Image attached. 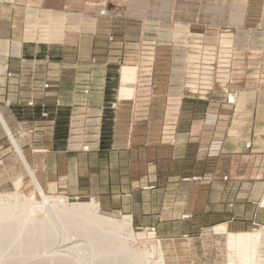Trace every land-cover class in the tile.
Masks as SVG:
<instances>
[{"label": "crops", "instance_id": "obj_1", "mask_svg": "<svg viewBox=\"0 0 264 264\" xmlns=\"http://www.w3.org/2000/svg\"><path fill=\"white\" fill-rule=\"evenodd\" d=\"M107 1H99L97 5L102 6L88 3L81 7L79 0H64L37 9L30 0H0V158H15L12 140L16 142L38 194L43 193L41 188L46 192L64 187L77 190L81 182L89 189L127 190L128 167L140 166L141 159H146L144 151H148V171L164 174L178 164L190 172L198 167L193 172L208 177L206 166L211 158L212 181L206 183L207 187L213 182L219 185L221 195L215 203L222 211L206 224L219 222L234 232V226L244 220L240 217L239 176L236 167L226 170L223 162L235 160L243 147H251L250 154L245 153L261 160L264 170V138L263 147L256 142L264 129H255L264 126V113L255 116L249 111L247 116H238L240 109L257 106L253 100L243 103L245 91L230 102L229 89L221 82L206 87L187 85L189 58L185 52L180 86L171 83L162 92L169 108L178 102L182 115L173 113L162 119L159 123L164 126L159 130L153 123H139L138 110L152 108L150 94L160 91L145 80L157 73L160 56L145 51L152 39L144 36V14L131 15V5L125 1L111 12L103 4ZM101 8L105 15L99 14ZM173 45L178 47L174 55L170 52L177 56H172L176 62L182 55L176 50L187 47L188 40L185 37ZM145 61L150 62L144 65ZM112 119L120 126L118 133L109 127ZM81 145H87L84 153ZM97 150L121 158H116V164L123 166V177L116 185L108 178L104 184H95L94 168L81 172L80 155L86 157V151ZM101 164L113 165L112 160ZM135 181L137 186L138 174ZM149 186L159 188L147 182L142 187L147 190Z\"/></svg>", "mask_w": 264, "mask_h": 264}, {"label": "rangeland", "instance_id": "obj_2", "mask_svg": "<svg viewBox=\"0 0 264 264\" xmlns=\"http://www.w3.org/2000/svg\"><path fill=\"white\" fill-rule=\"evenodd\" d=\"M60 1L64 3V0H30V3L38 9L45 5H59ZM99 1L101 2V0H79V3L81 7L88 3L96 7L102 6V4L97 5ZM124 1L131 5L129 6L132 9L131 15L144 14L145 16L146 34L144 36L152 39V43L145 46V51L160 56L158 68L155 70L157 75L145 78L151 84H156L160 91L150 94L154 100L152 108L138 110L141 112V116L138 117L139 123L143 122L144 126L148 122L153 123V125L155 124L154 128L159 130L164 126L159 123L162 122V119L174 115L173 113L175 116L182 115L178 102L169 108L166 100L162 99L164 96L162 92L171 83L177 85L179 82L180 86L181 78L178 77L181 76L179 74L183 70V66L180 64H182L181 61H184L185 52L189 58V65L187 64L185 73L187 85L202 84L206 87L210 82L215 85L222 83L225 88L229 89L227 100L230 102L237 101L239 92L245 91L246 93L243 92L244 96L241 99L243 103L248 104L249 100H253L257 107L253 110H249L248 107L242 108L238 111V116L244 114L247 116L249 111L255 116L263 115L264 0H108L103 4L113 12L112 10ZM135 3L140 6L142 4V8L135 6ZM173 15H178L177 19ZM184 24L187 26L182 27ZM185 37L188 40V46H181L182 50H176V52L182 51V55L180 60L174 62L175 59L172 58L174 48L178 47L172 46V44L174 41H182ZM149 62L145 61L144 65ZM221 74L223 77L220 76ZM221 79L225 82H222ZM214 80L215 82H213ZM204 95L212 96L207 92ZM115 121L112 119V124L109 127L114 128L113 132L118 133L117 129L120 126ZM263 127V125L255 126V129L263 130ZM263 138L264 131L263 133L261 131L257 138L258 141H256L261 147H263ZM15 143L12 140L16 157H8L13 162L7 168L1 169L0 172V196L17 193L23 197H29L32 194L44 206L51 204L48 198L56 201L64 200L68 205L90 203L93 200L98 203V212L101 216L121 219L122 216L129 215L134 240L127 239V241H131L128 242L130 247L127 245L119 247V240L117 243L109 242L107 245L105 243L97 244L94 240L79 242L80 232L77 230L71 231L75 233L74 237H67L68 228H63V225L67 224L66 219L63 220V217L59 216L54 219V226H52L53 220H50L49 217L45 219L43 217L45 211L42 210L36 214L39 218H43L41 234L50 228L54 231L45 243L46 245L40 244L36 240H27L29 231L25 229V224L20 223L23 225L21 229L13 227L17 226L16 224L11 225L8 228L9 232H5L6 235L0 245V264L4 259L12 260L11 264H15V262L22 264V261L18 260L19 256L23 257V255H27L26 258L25 256L22 258L25 260H23V264H64L63 257L74 258L75 264H78L77 259L82 264H94L90 263L89 259L95 255H116L115 264H158L159 262L162 264H228L231 260H237L234 252L227 246V237L230 233L238 232H246L251 235L260 233V248H258L260 257L258 260L264 264V170L261 160L259 161L257 157L255 160L254 156L249 157L245 153L247 150V153L250 154L251 147H243L245 149H241L242 152L235 160L223 162V167L226 170L231 169L232 166L236 167L238 170L236 176H239L240 217L244 220H241L239 226H234L237 231L233 232L228 231L231 228L229 227L227 230L225 224H217L219 222L206 224L208 221L214 220L217 213L222 211L221 206L215 203L221 195L220 189H218L219 185L213 182L207 187L206 183L212 181L209 172L211 158L206 166L208 174L205 175L208 177L194 173L193 171L198 170V167L190 172L188 169L180 168L177 163L174 170L169 174H164L148 171L149 169L145 165L148 160V151H144L146 159H141L139 163L141 167H128L130 187L127 190L115 187L89 189L87 184L81 182L77 190L64 187V190L46 192L41 188L33 170L29 167L43 192L38 194L25 169L23 160L26 161V159L22 150ZM86 146L81 145L80 152L87 150ZM18 151L22 154L23 160ZM105 151H86V157L80 155L79 168L81 172L87 168H94L95 184H104L105 179L108 178L116 185L121 176L123 177L121 174L123 166L116 164V160L121 158L107 156ZM94 153L95 157L92 155ZM6 159L0 158V162ZM110 160L113 165L101 164ZM137 174L140 181L136 186L135 177ZM145 182L156 184L159 188L146 190L142 187ZM13 184H16L15 190L11 189ZM131 184L135 187L131 188ZM3 198L5 199V197ZM206 201L212 203H205ZM208 214L213 219L208 217ZM17 215V220L24 219L19 212ZM78 218L85 219L90 225L89 230L97 233L94 223L89 221L88 217ZM46 220L48 224H45ZM4 221V219L0 221V226H5ZM45 225L47 229H45ZM221 228L224 230H220ZM124 234V232L121 234L122 238L126 237ZM38 239H40L39 236ZM15 242L20 245H17L16 248H6L8 243L15 245ZM8 250H22V252L18 253L19 258L17 259L13 253L7 254ZM139 256L140 260H137ZM54 257L57 258V261Z\"/></svg>", "mask_w": 264, "mask_h": 264}, {"label": "bare ground", "instance_id": "obj_3", "mask_svg": "<svg viewBox=\"0 0 264 264\" xmlns=\"http://www.w3.org/2000/svg\"><path fill=\"white\" fill-rule=\"evenodd\" d=\"M12 162L13 161L11 160V158H7L6 160L0 162V172L1 169L7 168V166H9V164ZM11 189L15 190L16 184H13L11 186ZM3 197H5V199ZM48 199L51 204L49 206H44L42 202L37 200L32 194L29 197H23L21 195H18L17 193H15V195L10 194L7 196H0V221H2V219L5 220V226H0V245L2 244L3 238L6 235L5 232H9L8 228L11 225L13 226L16 224L17 226H13L17 227L16 229L23 228V225H21L20 223L25 224V229L29 231V237L27 238V240H36L40 244L44 243L43 245H46L45 243H47L48 239L51 237L54 231L51 228L47 229L45 225V229L47 230H45L44 233L41 234V230L43 228V218H39L36 214L37 212L42 210L45 211V215H43L45 219L49 217L50 220H53V222H51L52 226H54L55 218L60 216L63 217V220L66 219L67 224L63 225V228H68L67 237H74L75 233L71 231L73 229L77 230L80 232V234L78 235L79 242L94 240L97 244L105 243V245H107L109 242L113 244L117 243L119 240V247L123 245H127L128 247H130L128 242L131 241H127V239L132 238V240H134V232L131 226V217L129 215H124L121 217V219L101 216L98 212V203L94 202L93 200L90 203H75L68 205L64 200L56 201L52 198ZM18 212L24 217V219L21 221L17 220ZM82 216L84 218L88 217V220L94 223L97 233L91 232L89 230L90 225L85 221V219L78 218ZM46 223L48 224L47 220L45 221V224ZM220 230L224 229L221 228ZM123 232L125 233L124 235H126L125 238H122L121 236ZM38 236L40 237V239H38ZM27 240L25 239V242ZM259 240L260 233H255L254 235L246 232L228 234L227 246L234 252L237 260H231L228 264H263L262 261L258 260L260 257V255L258 254V248H260ZM17 245L20 244L17 242H15V245L8 243V246L6 248H16ZM19 252H22V250H8L7 254L13 253L15 255L14 257L17 256V259L20 257L18 261H22L23 264L24 259L22 260V258H24V256L26 258L27 255H23V257L19 256ZM158 255L160 256V254ZM54 259H56L57 261L56 257H54ZM62 260L64 261V264H75V259L71 257H63ZM77 260L78 264H82L79 259ZM137 260H140V256ZM11 261L4 259L2 264H11ZM115 261L116 255H95L90 257L89 259V262L94 264H115ZM15 264H21V262H15ZM158 264L162 263L159 262Z\"/></svg>", "mask_w": 264, "mask_h": 264}, {"label": "built area", "instance_id": "obj_4", "mask_svg": "<svg viewBox=\"0 0 264 264\" xmlns=\"http://www.w3.org/2000/svg\"><path fill=\"white\" fill-rule=\"evenodd\" d=\"M99 14L100 15H105V13H106V10L104 9V8H101V9H99ZM45 86H47V85H45ZM149 188L151 189L152 188V186H149Z\"/></svg>", "mask_w": 264, "mask_h": 264}]
</instances>
